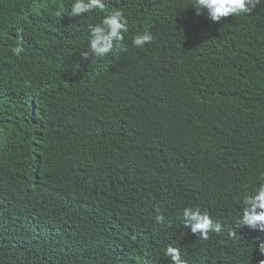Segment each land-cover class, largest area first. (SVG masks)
<instances>
[{
  "label": "trees",
  "instance_id": "1",
  "mask_svg": "<svg viewBox=\"0 0 264 264\" xmlns=\"http://www.w3.org/2000/svg\"><path fill=\"white\" fill-rule=\"evenodd\" d=\"M191 2L105 0L128 17V51L83 62L89 25L103 13L71 17L72 0H0V264L92 255L98 264H170L169 244L188 264L264 259L254 247L264 233L237 225L243 195L264 173V5L211 22ZM146 29L153 42L134 47ZM50 192L74 205L52 216L74 219L59 220L70 243L98 230L88 248L57 229L10 234L47 209ZM189 205L221 231L192 234L182 218Z\"/></svg>",
  "mask_w": 264,
  "mask_h": 264
},
{
  "label": "clouds",
  "instance_id": "2",
  "mask_svg": "<svg viewBox=\"0 0 264 264\" xmlns=\"http://www.w3.org/2000/svg\"><path fill=\"white\" fill-rule=\"evenodd\" d=\"M195 10L197 15H205L211 22H220L224 18L232 16L239 17L250 15L258 6L264 5V0H192L189 4ZM71 17H81L91 13H103L98 23L89 25L90 38L87 48L80 53L81 60L87 62L92 58L103 59L113 52L115 48H119L123 52H127L128 48L124 46L125 35L129 32V20L125 11L121 8H115L108 11L106 9L105 0H72ZM62 11H58L57 15H61ZM153 34L150 30H144L132 37V45L136 48H143L147 44L153 42ZM11 53L19 57L25 51L23 45L17 44L10 48ZM48 206L42 211H32L30 218H23L20 223L12 224L9 227L10 234H23L24 230L30 231L34 226L45 231L47 234L55 229L58 232L52 234L59 235L60 239L64 236V241L75 248H88V245L96 238L98 230H79L75 232L78 239L73 243V234L67 233L66 229L60 231V222L70 223L73 218H54V208L62 207L66 212L72 213L73 206L67 208L66 197L60 193L50 192L47 194ZM44 200V199H41ZM45 201V200H44ZM103 207V205L101 204ZM91 215H94L90 211ZM182 218L186 225L190 226L191 233L197 237L207 240L212 232L219 233L221 224L207 211L202 210L199 206H186L182 212ZM155 222L160 224L165 220L164 214L160 209H156L154 217ZM237 225L239 228H248L264 233V173L261 174V181L252 189L246 192L241 200L240 215ZM230 237H235L236 232H229ZM259 253L264 256V240L258 245H254ZM163 255L169 258L170 264H188L187 260L182 258L181 249L171 244L163 249ZM82 264H98L96 258L92 255L87 262ZM264 264V259L259 261Z\"/></svg>",
  "mask_w": 264,
  "mask_h": 264
}]
</instances>
